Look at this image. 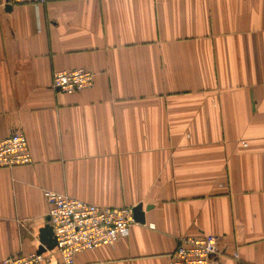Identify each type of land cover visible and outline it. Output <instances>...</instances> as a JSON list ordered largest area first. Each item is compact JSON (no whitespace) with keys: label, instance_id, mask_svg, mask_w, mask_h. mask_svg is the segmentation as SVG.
I'll return each mask as SVG.
<instances>
[{"label":"crops","instance_id":"obj_1","mask_svg":"<svg viewBox=\"0 0 264 264\" xmlns=\"http://www.w3.org/2000/svg\"><path fill=\"white\" fill-rule=\"evenodd\" d=\"M75 68L92 88L52 87ZM18 130L33 162L0 168V261L39 250L54 190L143 206L76 264H169L204 234L264 264V0H0V139Z\"/></svg>","mask_w":264,"mask_h":264},{"label":"built area","instance_id":"obj_2","mask_svg":"<svg viewBox=\"0 0 264 264\" xmlns=\"http://www.w3.org/2000/svg\"><path fill=\"white\" fill-rule=\"evenodd\" d=\"M18 0H4L14 3ZM44 3L47 0H34ZM95 74L85 68L57 70L53 73L52 87L73 94L92 88ZM33 158L23 131H15L0 139V168L29 165ZM49 205V224L52 226L59 254V264H76V255L103 245L114 244L130 233L136 224L134 207L102 206L54 190H46ZM54 251L15 253L0 264H46ZM223 251L216 235L183 236L169 256V264H224ZM238 258V254L234 255Z\"/></svg>","mask_w":264,"mask_h":264},{"label":"water","instance_id":"obj_3","mask_svg":"<svg viewBox=\"0 0 264 264\" xmlns=\"http://www.w3.org/2000/svg\"><path fill=\"white\" fill-rule=\"evenodd\" d=\"M134 218L136 222L145 223V215L143 211L142 204L136 205L134 207ZM40 246L38 253L45 252L48 250H53L57 246V239L54 236V231L52 226L49 223H46L45 226L40 229Z\"/></svg>","mask_w":264,"mask_h":264}]
</instances>
